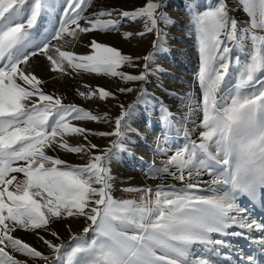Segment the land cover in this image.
<instances>
[{"label":"snow or ice","instance_id":"snow-or-ice-1","mask_svg":"<svg viewBox=\"0 0 264 264\" xmlns=\"http://www.w3.org/2000/svg\"><path fill=\"white\" fill-rule=\"evenodd\" d=\"M90 6L91 0H67L60 26L51 36L63 44L53 46L46 39L37 43L33 38L39 20L54 10L52 0H0V264H28V260L44 264H218L213 257H220L219 249L230 245L213 239V234L244 235L243 231H227L233 227L261 232L253 243L264 253V223L249 222L247 209L238 203L241 197L264 202V0H236L234 7L227 0L186 3L200 56L197 80L202 99L196 108L203 113L202 131L194 140L184 128L186 142L169 145L174 114L160 105L168 131L162 137L165 146L158 143L156 151L172 154L163 167L150 166L146 175H170L185 187L158 188L155 199L141 197L140 203L114 198L110 167L115 156L112 148L129 151L123 141L135 131L129 124L135 105H120L114 131L93 132L73 121H106V114L96 115L46 94L41 87L44 81L20 67L37 54L25 51L35 44L52 72L69 75L71 69L77 74L119 77L125 83L146 82L156 54L167 50L161 25L174 23L165 11L168 0H146L133 11L101 9L86 16ZM236 10H242L248 20L231 15ZM125 19L142 21L144 30L138 36L153 33L156 37L152 51L142 57L139 74L120 71L138 66L133 57L96 40L88 45L90 54L65 50L80 34L118 31ZM131 36L123 33L124 39ZM85 88L88 91L78 92L85 100L115 98L103 88ZM141 102H151L143 88L137 97V103ZM182 103L192 110L191 95ZM175 131L179 135L181 129ZM73 136L85 143L71 144L66 138ZM90 136L117 139L101 154H94L97 145L89 141ZM57 150L85 154L89 159L70 165L49 154ZM204 173L211 177L206 183L212 196L189 191L197 187L193 178ZM146 191L151 196L152 190ZM80 217L89 223L83 235L71 234L68 243H54L37 233L42 229L59 240L51 225ZM18 229L36 233L52 255H44L15 236ZM89 233L93 237L86 241L84 235ZM17 253L28 260L17 259ZM247 260L257 264L253 256Z\"/></svg>","mask_w":264,"mask_h":264},{"label":"rangeland","instance_id":"rangeland-1","mask_svg":"<svg viewBox=\"0 0 264 264\" xmlns=\"http://www.w3.org/2000/svg\"><path fill=\"white\" fill-rule=\"evenodd\" d=\"M118 1L121 0H91V6L84 14L86 16H91L92 13L105 9V7H109L110 9ZM132 1L135 2L133 4L130 2L126 3L132 5L134 9L142 7L146 2V0ZM188 2L189 0H168V7L165 11L174 23L167 26L161 25L166 36L165 48L167 50L156 54L146 82L125 83L120 80L119 77L88 73L77 74L71 69L68 70L70 73L69 75H63L60 72H52L50 70V62L44 55L39 53L35 44L31 48L25 49V51L29 53L35 50L37 54L30 56L27 66L20 65V67H27L28 71L44 81L41 87L46 94L59 96L62 98L63 103L76 104L79 107L91 111L93 114L101 116L106 114L108 118L106 121L100 122L73 121V124L85 126L93 132H112L115 129V118L121 111L120 105H124L125 107L130 104L135 105L134 115L129 120L131 128L135 129V131L129 132L127 138L123 141L124 147L129 151L121 152L117 148H112V151L115 153L110 165L111 174L114 177L112 194L116 200H133L140 203V198H145L144 188H150L153 192L151 199H155L154 193L158 188L171 191L173 189L180 190L185 187V184H182L180 181V183L176 184L170 175L163 173L146 175V173L150 166L154 168L163 167L164 160L168 155L172 154L171 152L162 154L156 151L158 143L161 147L165 146L162 137L164 133L168 131L161 120V104L174 114V127L170 132L171 138L168 142L169 145H182L186 142L183 135L184 128L189 130V136L194 140L199 139V133L202 131L200 124L203 119V113L196 108V102L202 99L197 80L200 56L196 34L190 26L188 10L185 7ZM227 2L230 6L234 7L236 0H227ZM52 3L54 5V10L44 15L39 20L37 28L33 30V38L37 43L46 39L53 46H57L58 44H63V41L58 42L52 40L51 36L60 26V19L64 15V8L67 7V0H52ZM194 4L195 0H193V6ZM231 15L235 16L240 21L248 20V17L242 10L233 11ZM80 23L81 25L84 24L83 21ZM143 30L142 21L132 22L125 19L118 31L108 33L94 31L80 34L78 40L65 45V50L72 51L77 55L90 54L91 49L88 45L92 40H96L99 43L115 47L123 54L133 57L134 63L138 66H125L121 68L120 71L136 75L143 71L142 66L144 61L142 57L152 51V42L156 39L153 33H148L143 37L138 36L137 33ZM125 32L132 33V36L129 39H125L122 45H119V42L117 44H112L116 41L114 38L116 33H119L123 38V33ZM131 43L133 47H137L138 50L134 51L130 49L128 44ZM168 82L170 84H168ZM85 85H88L92 89L100 87L108 90L113 93L115 98L109 97L105 101H100L98 99L85 100L78 95L80 91H88ZM127 87L132 88L133 91H119L120 88ZM141 88L147 93V97L151 100L150 103H137V97L140 95ZM189 95L192 96L193 101L191 111L188 106L182 103V100ZM180 116L186 117V119L181 121L179 118ZM148 123L153 124V126H151L147 133L141 135V132L144 131ZM176 128L181 129L179 135L176 134ZM150 134L151 138H149ZM158 138L161 139L158 140ZM66 139L73 145L85 143L81 137L73 136L67 137ZM116 139L115 136L89 137V141L97 145L94 154H101V151L111 147V142ZM49 154L65 160L70 165L85 164L89 159V156L85 154H70L60 150L49 152ZM172 170L175 171V169ZM133 174H140L141 182H132L129 175ZM166 178L171 179L165 180ZM192 182L197 185L196 188L189 190L193 194L198 196H212L214 194L208 191V184L204 183L205 180L201 179V176L194 177ZM125 189L139 190L125 191ZM238 203L247 209L246 215L249 218V222L255 219L258 223H264V208L260 209L264 207V202H262L261 199L256 202V200H249L247 197H241ZM87 223L89 222H86L83 217L69 218L54 222L51 225V229L59 235V240L53 237L50 232H46L42 229L37 230V233L54 243H68L71 234L83 235V228L87 226ZM227 231L229 233L233 231H243L244 235L234 237L231 235L213 234V239H222L230 245V247L219 249L221 252L220 257H213L214 260H217L218 264H249L247 260L248 256H253L257 264H264V253H261L258 245L253 243V240H257L261 237V232L256 229L248 232L246 229L242 230L237 227L230 228ZM13 234L41 251L44 255H52L51 250L39 239L36 233L25 232L18 229ZM92 237V233L84 235L86 241L91 240ZM194 247L199 248V246ZM15 256L20 260H28L27 257H23L18 253L15 254ZM226 256H230L231 259H226ZM28 264H44V262L39 260L36 262L28 260Z\"/></svg>","mask_w":264,"mask_h":264},{"label":"bare ground","instance_id":"bare-ground-1","mask_svg":"<svg viewBox=\"0 0 264 264\" xmlns=\"http://www.w3.org/2000/svg\"><path fill=\"white\" fill-rule=\"evenodd\" d=\"M126 2H130L131 4H133L135 1H132V0H128V1H124V0H121V1H118V2H116L115 4H114V6H112V8H110L109 9V7H105V9H108V10H118V11H133V10H135L133 7H132V5H130V4H127ZM39 24V23H38ZM125 30V29H124ZM122 31V30H121ZM110 35V34H109ZM114 35V34H113ZM110 37H112V36H110ZM114 38H115V42L114 43H112V44H117L118 42L120 43L119 45H122V42H124L125 41V39H123L122 37H121V35L119 34V33H116L115 35H114ZM111 39H113V38H111ZM109 41H110V39H109ZM111 41H113V40H111ZM129 45V48L130 49H132V50H138V48L137 47H133V45H132V43L131 44H128ZM194 76V75H193ZM185 78V77H184ZM191 78V77H190ZM187 80V79H186ZM188 81V80H187ZM191 81H192V79H191ZM168 84H170L169 82H168ZM169 86V85H168ZM172 86V85H171ZM170 87V86H169ZM180 118V120L181 121H184L185 119H186V117H183V116H180L179 117ZM151 126H153V124H150V123H148L147 125H146V127H145V129H144V131L143 132H141V135H144L145 133H147V131H149V129L151 128ZM158 126V125H157ZM153 134H155V133H153ZM159 135V134H158ZM158 137V136H157ZM149 138H151V134L149 135ZM148 139V138H147ZM150 140V139H149ZM129 178L132 180V182H135V183H138V182H141V177H140V174L139 175H135V174H133V175H129ZM172 178V177H171ZM170 178V179H171ZM169 178H166L165 180H170ZM173 179V178H172ZM201 179H204L205 180V184H206V182L207 181H209L210 179H211V177L207 174V173H204V174H202L201 175ZM175 181V183L177 184V183H180L179 182V180H174ZM173 181V182H174ZM182 183V182H181ZM183 184V183H182ZM204 186V185H203ZM208 188H209V185L207 186ZM147 189H150V188H144V194H145V199H149V198H151L152 197V194H151V196H149V194L147 193ZM153 193V192H152ZM258 200H259V198H257L256 199V202H258ZM264 207H261L260 209H263Z\"/></svg>","mask_w":264,"mask_h":264}]
</instances>
